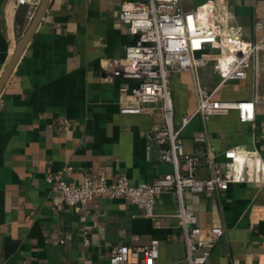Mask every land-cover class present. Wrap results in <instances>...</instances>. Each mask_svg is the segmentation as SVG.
Here are the masks:
<instances>
[{"label": "crops", "instance_id": "crops-1", "mask_svg": "<svg viewBox=\"0 0 264 264\" xmlns=\"http://www.w3.org/2000/svg\"><path fill=\"white\" fill-rule=\"evenodd\" d=\"M13 1L0 0V75L31 23L26 7L10 10ZM131 1L138 0H50L0 94V264H113L115 247L143 246L153 238L160 244L159 264H186L171 193L156 197L158 229L141 207L103 197L87 203L82 222L78 208L55 204L57 194L47 181L59 175L81 184L104 169L110 183L125 176L136 185L172 172L158 159V146L146 139L160 117L129 111L133 83L115 76L133 42L118 19L121 6ZM208 1L180 0L184 10ZM226 2L232 24L247 41L264 36V28H254L264 20V0ZM220 81L213 64L173 73L169 80L177 126L196 110L198 85L215 90L217 100L255 102L251 122H241L231 110L206 121L195 116L182 130L184 150L200 158L202 178L209 176V152L223 169V153L234 147L257 151L264 166V53L245 79ZM198 137L205 141L196 142ZM241 163L250 166L252 160ZM184 201L202 228H223L212 264H264V181L185 194Z\"/></svg>", "mask_w": 264, "mask_h": 264}, {"label": "built area", "instance_id": "built-area-1", "mask_svg": "<svg viewBox=\"0 0 264 264\" xmlns=\"http://www.w3.org/2000/svg\"><path fill=\"white\" fill-rule=\"evenodd\" d=\"M42 0H14L10 10L28 9L32 21ZM206 11L203 20L200 9ZM232 12L226 0L205 2L192 10H184L180 0H138L124 3L118 19L133 36L125 56L118 61L115 76L133 83L132 103L128 110L134 113L158 115L161 124L146 133V139L158 146V159L172 166V172L163 174L150 183L130 184L125 176L110 183L104 169L95 176H86L81 184L68 183L59 175L48 176L47 181L57 194L56 205L78 208L79 220L89 214L87 203L95 197L108 200L124 199L143 209L155 228H160V216L153 211L156 197L171 193L177 208L173 215L177 230L185 245L186 264H212L211 252L223 236V228H202L197 216L186 207L185 194L199 195L224 190L231 183L264 181V166L257 151L234 147L224 151V168L215 164L214 156L207 154L208 177H199L200 158L184 150L182 130L195 116L208 120L212 116L226 115L235 110L241 122L254 120L255 102L249 100L222 101L214 98V91L197 87V107L185 114L177 126L174 119L169 80L173 73L196 72L198 68L213 64L221 75L220 85L243 80L251 64L256 70L259 55L264 53V36L247 41L241 29L232 24ZM255 30H263L264 20H257ZM225 52H229L228 56ZM4 103L0 98V113ZM198 143L204 137L194 139ZM252 160L242 166V160ZM251 168V173L247 170ZM63 242V241H61ZM84 246L89 239L83 238ZM159 240L153 238L143 246H118L112 250L113 264H159Z\"/></svg>", "mask_w": 264, "mask_h": 264}, {"label": "water", "instance_id": "water-1", "mask_svg": "<svg viewBox=\"0 0 264 264\" xmlns=\"http://www.w3.org/2000/svg\"><path fill=\"white\" fill-rule=\"evenodd\" d=\"M50 0H42L39 7L37 8V11L28 26L25 33L22 35V37L18 40L15 46V50L10 57L6 67L4 68L2 74L0 75V94L10 77L13 69L15 68L16 64L18 63L24 49L26 48L27 44L31 40L34 32L36 31V28L38 27L42 17L44 16V13L49 5Z\"/></svg>", "mask_w": 264, "mask_h": 264}, {"label": "bare ground", "instance_id": "bare-ground-1", "mask_svg": "<svg viewBox=\"0 0 264 264\" xmlns=\"http://www.w3.org/2000/svg\"><path fill=\"white\" fill-rule=\"evenodd\" d=\"M199 13H200V15L202 16L203 20L206 21V19H207L206 11H205L204 9L201 8V9L199 10ZM225 53H226V55L228 56L229 52H225Z\"/></svg>", "mask_w": 264, "mask_h": 264}]
</instances>
